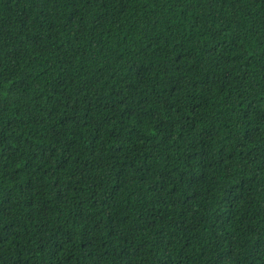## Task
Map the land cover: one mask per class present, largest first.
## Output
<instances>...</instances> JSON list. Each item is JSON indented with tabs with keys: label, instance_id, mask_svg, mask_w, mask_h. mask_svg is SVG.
Instances as JSON below:
<instances>
[{
	"label": "trees",
	"instance_id": "trees-1",
	"mask_svg": "<svg viewBox=\"0 0 264 264\" xmlns=\"http://www.w3.org/2000/svg\"><path fill=\"white\" fill-rule=\"evenodd\" d=\"M0 264H264V0H0Z\"/></svg>",
	"mask_w": 264,
	"mask_h": 264
}]
</instances>
